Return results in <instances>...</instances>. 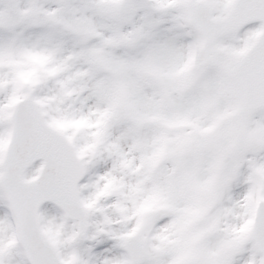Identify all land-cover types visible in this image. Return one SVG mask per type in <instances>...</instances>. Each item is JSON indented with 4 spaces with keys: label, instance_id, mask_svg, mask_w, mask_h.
<instances>
[{
    "label": "snow or ice",
    "instance_id": "snow-or-ice-1",
    "mask_svg": "<svg viewBox=\"0 0 264 264\" xmlns=\"http://www.w3.org/2000/svg\"><path fill=\"white\" fill-rule=\"evenodd\" d=\"M0 264H264V0H0Z\"/></svg>",
    "mask_w": 264,
    "mask_h": 264
}]
</instances>
